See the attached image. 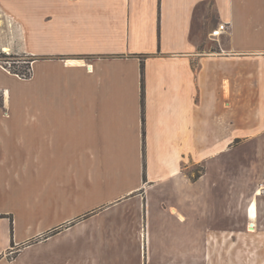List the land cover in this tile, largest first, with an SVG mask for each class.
I'll return each instance as SVG.
<instances>
[{
	"label": "crops",
	"instance_id": "1",
	"mask_svg": "<svg viewBox=\"0 0 264 264\" xmlns=\"http://www.w3.org/2000/svg\"><path fill=\"white\" fill-rule=\"evenodd\" d=\"M9 50L31 61L0 64V264H146L162 185L176 241L210 195L205 263L264 264V0H0Z\"/></svg>",
	"mask_w": 264,
	"mask_h": 264
},
{
	"label": "rangeland",
	"instance_id": "2",
	"mask_svg": "<svg viewBox=\"0 0 264 264\" xmlns=\"http://www.w3.org/2000/svg\"><path fill=\"white\" fill-rule=\"evenodd\" d=\"M5 55H9L7 58H0V64L9 71L13 68L18 73H22L27 70L31 59L25 57L22 54L14 53L13 51L2 52ZM30 75V71H29ZM19 76V75H17ZM21 78V76H19ZM27 79V78H23ZM204 180L203 183H206ZM171 184V183H170ZM206 184L203 185V187ZM237 186V185H236ZM206 187V186H205ZM171 185H165V187L159 186L150 194V216H149V227L147 230V237L145 240V247L147 254L150 253V258L147 257L146 264L150 261V264H176L175 253L181 251L183 253L182 264H206L205 260L202 259L204 254L203 235L206 229L208 220L202 218L204 214V208L206 204V198L210 195L199 198L198 209H197V225H198V236L199 242L197 244V250L194 243L190 239L182 240L181 243L175 240V237H180L179 230L182 229V236L191 234L189 228L176 226L174 213L171 211L173 207L177 205L176 196L171 189ZM194 220V217L192 218ZM147 227V226H146ZM264 228H260V231ZM130 245V244H129ZM142 245L144 242L142 239ZM197 251L196 262L191 254ZM119 264H144L143 258L140 260L138 253L135 254L132 249H126V252L121 251L119 255ZM193 258V259H192Z\"/></svg>",
	"mask_w": 264,
	"mask_h": 264
},
{
	"label": "built area",
	"instance_id": "3",
	"mask_svg": "<svg viewBox=\"0 0 264 264\" xmlns=\"http://www.w3.org/2000/svg\"><path fill=\"white\" fill-rule=\"evenodd\" d=\"M228 24L226 23H220L218 24V26L213 29L210 33V35L212 37H217L219 35H221L223 32H226L228 30ZM258 195H264V181L261 184V186L259 187L258 191H257Z\"/></svg>",
	"mask_w": 264,
	"mask_h": 264
},
{
	"label": "trees",
	"instance_id": "4",
	"mask_svg": "<svg viewBox=\"0 0 264 264\" xmlns=\"http://www.w3.org/2000/svg\"><path fill=\"white\" fill-rule=\"evenodd\" d=\"M9 57V55H5L3 53H0V58H7ZM1 60V59H0ZM28 63V66H27V70H25L24 72L22 73H18L17 71H15L13 68H10L9 69V72L12 73V74H15V75H19L21 76V78H29V71H30V65H29V60L27 61ZM53 233V232H52Z\"/></svg>",
	"mask_w": 264,
	"mask_h": 264
}]
</instances>
